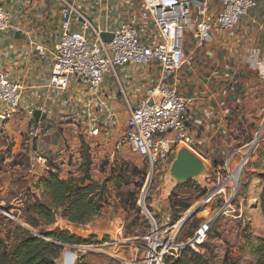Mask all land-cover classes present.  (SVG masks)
I'll use <instances>...</instances> for the list:
<instances>
[{
  "label": "crops",
  "instance_id": "1",
  "mask_svg": "<svg viewBox=\"0 0 264 264\" xmlns=\"http://www.w3.org/2000/svg\"><path fill=\"white\" fill-rule=\"evenodd\" d=\"M0 1L12 13L10 26L0 31V72L22 88L20 113L6 124L8 141L0 137V155L4 156L0 161L8 166L0 170V177H5L0 186L2 194L16 184L13 180L15 176H23L29 189H32L30 184L33 181L38 182L35 196L39 199L44 197L39 179L46 176L48 170L57 169L63 179L77 178L82 162V144L89 148L92 161L90 175L96 150L99 156L108 153V159L115 154L122 155V149L116 150V142L125 131L128 118L126 101L135 106L142 92L149 87L173 86L191 100L189 112L192 121L188 124V133L199 144L196 147L201 153L199 156L209 165L224 160L228 151L242 148L240 139L247 133L252 118L264 117L262 69L255 71L251 67L253 60H259L264 65V0H257L256 7L242 17L231 31H223L216 24L220 0H187L192 5L193 19L197 17V8L206 2L209 25L202 38H193V31H186L183 46L187 64L173 75L163 74L156 63L120 67L116 71L119 81L110 74L106 75L95 94L74 84H70L65 91L55 90L48 84L53 65L52 52L60 37L61 6L57 0ZM70 1L100 33L109 34L126 24L137 28L142 42L155 44L159 41L143 0ZM72 29L80 31L83 28L76 23ZM88 34L92 38L90 31ZM36 47H42L43 52L39 53ZM253 50H257L254 56ZM30 109L40 111L44 114L43 120L53 126L34 144L26 140L31 123L27 116ZM72 113L78 115V122H65L64 116ZM96 127L100 128V135L90 136L89 133ZM11 145H14L12 149ZM19 151L26 153L28 166H23L15 158ZM33 155L43 156L46 162L40 165L32 163ZM75 163L76 166H73ZM73 168L78 171H72ZM101 176L91 175V178L102 182ZM22 206V200L16 202V208ZM102 220L103 210L101 216L92 220L88 227L94 226L98 232L102 231ZM70 224L60 219L47 229H66ZM91 235V244H60L61 252L56 264H66V255L72 257L69 264L133 262L134 240H113L110 234ZM116 246L117 252L113 254L88 250H114ZM78 247L87 250L80 252Z\"/></svg>",
  "mask_w": 264,
  "mask_h": 264
},
{
  "label": "built area",
  "instance_id": "2",
  "mask_svg": "<svg viewBox=\"0 0 264 264\" xmlns=\"http://www.w3.org/2000/svg\"><path fill=\"white\" fill-rule=\"evenodd\" d=\"M60 3V37L54 46L53 65L48 84L58 91H65L70 84L85 87L90 93L99 91L106 75L118 80L117 69L124 66H147L156 63L165 75L179 72L187 64L184 52L186 31H193V38H202L209 30L208 7L203 2L197 8V17H192V5L187 0H143L148 18L152 21L159 41L155 44L142 42L137 28L122 24L109 32L112 39L104 42L100 32L78 11L70 0H57ZM257 5V0H220V10L215 17L217 26L223 31L233 30L250 10ZM12 13L3 7L0 1V31L10 26ZM83 28L73 30L74 24ZM88 31L91 32L90 38ZM39 53L42 47H36ZM257 50L252 51L256 55ZM252 70L262 69L259 60H253ZM22 88L4 73L0 72V137L8 141L6 124L17 116ZM191 100L182 96L176 87L156 85L142 92L135 106L128 108L125 131L116 142V150L126 149L141 158L148 167L147 179H162L165 169L174 159L176 149L184 146L197 153L199 145L188 133V124L192 121L190 114ZM34 110L30 109L27 116L31 120L27 129L26 140L34 144L47 133L41 121H33ZM65 122L77 123L75 113L64 116ZM90 136H99L100 128H94ZM197 150V151H196ZM201 158V157H200ZM31 162L44 164L43 156L33 155ZM141 212L150 225V233L146 237L147 245L134 246L135 257L131 264H164L168 257L176 258L174 248L170 245L171 237L159 241V231L150 215H147L139 203ZM9 216V215H8ZM10 217V216H9ZM167 220V217H165ZM74 229L67 231L80 239L88 236L86 228L78 224H70ZM174 227H169L172 229ZM80 252L87 248L78 247Z\"/></svg>",
  "mask_w": 264,
  "mask_h": 264
},
{
  "label": "rangeland",
  "instance_id": "3",
  "mask_svg": "<svg viewBox=\"0 0 264 264\" xmlns=\"http://www.w3.org/2000/svg\"><path fill=\"white\" fill-rule=\"evenodd\" d=\"M251 121L247 133L240 139L242 148L228 151L224 160L220 159L216 164L209 165L203 160L209 169L205 186L188 182L174 190L168 198L160 191L162 179L153 177L148 180L147 165L126 147L122 148V155L115 154L112 159L107 158L108 153L99 156L96 150L93 154L94 166L91 175L102 174L100 180L105 184L108 200L103 208L102 231L98 232L94 226H83L90 231L87 236L95 233L110 234L113 240L132 239L136 246L147 245L146 237L150 233V225L141 212L138 205L140 203L156 224L159 241L171 237L170 245L176 250L173 251L176 258L189 247L200 255L210 259L214 257L211 264L252 263L258 245L264 239V117L252 118ZM12 147L14 145L10 149ZM25 154L19 151L15 154L16 157L13 156L26 167L28 159ZM195 154L198 155L196 152ZM0 158L3 159L4 156L0 155ZM2 162L3 160L0 161V170L8 167L2 165ZM122 164L130 167L129 174L132 179L129 185H122L121 191H117L113 178ZM72 165L76 166V163ZM133 169L136 171L133 172ZM23 178L15 176L13 180L16 184L8 188L6 193L0 192V201H4L0 202V239L5 241L8 249L17 239L16 227L21 230L30 229L21 219L25 215V200L35 196L38 182L33 181L30 184L32 189H29ZM4 179L5 177H0V186L5 182ZM19 200L23 201L20 209L15 207ZM172 202L190 206L175 224L170 223ZM179 223L180 230L172 237L174 228H168ZM67 227L73 229L72 226ZM193 233V239L190 240L188 236ZM88 250L113 254L117 252V246L114 250ZM65 262L71 263L72 257L66 255Z\"/></svg>",
  "mask_w": 264,
  "mask_h": 264
},
{
  "label": "trees",
  "instance_id": "4",
  "mask_svg": "<svg viewBox=\"0 0 264 264\" xmlns=\"http://www.w3.org/2000/svg\"><path fill=\"white\" fill-rule=\"evenodd\" d=\"M41 123L47 130L53 128L46 120ZM81 159L77 178L63 179L59 171L53 169L48 170L47 175L39 179L44 197L39 199L32 196L30 200H26L25 215L22 219L19 218L30 229L21 230L16 227L17 239L10 249L5 241L0 239V264H56L61 252L60 244H91L93 235L80 239L61 228L47 231V227L56 224L60 219L86 226L101 216L108 200L107 189L103 182H96L91 178L92 161L89 148L85 144L81 146ZM130 170L128 165L122 164L114 175L113 184L117 191H121L122 185L127 186L131 182ZM189 208L188 204L172 202L170 223L178 222ZM196 231L197 229L194 230ZM193 236L194 233L188 238L191 240ZM213 260L214 257L210 259L187 247L179 258L168 257L164 264H211L210 261ZM250 264H264V239L260 241L255 258Z\"/></svg>",
  "mask_w": 264,
  "mask_h": 264
},
{
  "label": "water",
  "instance_id": "5",
  "mask_svg": "<svg viewBox=\"0 0 264 264\" xmlns=\"http://www.w3.org/2000/svg\"><path fill=\"white\" fill-rule=\"evenodd\" d=\"M100 37L104 42H109L112 39V35L106 33H101ZM33 119L35 122H39L44 119V114L35 111ZM208 175L209 169L203 160L188 148L180 146L176 149L173 161L164 171L160 191L168 198L174 190L188 182L205 186Z\"/></svg>",
  "mask_w": 264,
  "mask_h": 264
},
{
  "label": "bare ground",
  "instance_id": "6",
  "mask_svg": "<svg viewBox=\"0 0 264 264\" xmlns=\"http://www.w3.org/2000/svg\"><path fill=\"white\" fill-rule=\"evenodd\" d=\"M229 159V158H228ZM217 190V189H216ZM208 197V196H207ZM201 204H203L202 202H201ZM209 226V225H208ZM180 227H181V223H179V224H177L175 227H174V230H173V232H172V237H174L178 232H179V230H180ZM96 228V227H95ZM206 228H207V226H206ZM74 229V228H73ZM97 229V228H96ZM87 230V229H86ZM89 230V229H88ZM88 230H87V232H88ZM91 230V229H90ZM94 230V229H93ZM171 233V232H170ZM108 249V248H107ZM113 253V252H112ZM110 256V255H109Z\"/></svg>",
  "mask_w": 264,
  "mask_h": 264
}]
</instances>
